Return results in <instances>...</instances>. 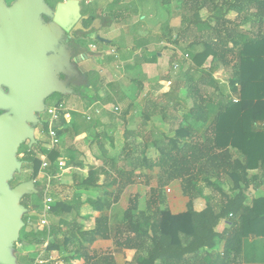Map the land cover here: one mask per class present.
<instances>
[{
    "label": "trees",
    "instance_id": "trees-1",
    "mask_svg": "<svg viewBox=\"0 0 264 264\" xmlns=\"http://www.w3.org/2000/svg\"><path fill=\"white\" fill-rule=\"evenodd\" d=\"M156 1L162 4L165 0ZM173 1L182 23L175 30L168 24L162 25L157 41L173 44L180 41L182 53L174 59L180 70L173 87L162 94V99L149 98L145 102L141 127L147 129L146 134L127 128V108L119 116L103 108L122 102L117 89L121 83H108L111 94L101 96L99 91L104 80L94 69L84 73L86 86L94 94L74 91L87 104L97 102L88 112L89 119L82 111L66 109L60 94H52L56 101L47 103L61 107L53 123L58 137H90L92 155L103 164L101 167L90 165L85 176L73 174L77 189L105 185H117L118 191L127 186L134 188L128 196L123 218L113 224L110 216L103 213L111 209L114 202L112 194L103 190L98 196L83 201L100 214L91 228H84L78 219L80 193H75L71 201L54 200L46 216L47 224L40 226L41 208L35 214L28 213L29 205L25 200L28 195H25L21 200L27 209L23 216L24 237L19 242L25 241L34 249L18 253L19 264H35L42 249L64 253L60 261L50 259V264H118L114 253L125 255V250L132 255L123 264H230L237 262L244 237L264 236V191L262 195H254L259 189L264 190V0ZM232 11L236 16L230 18ZM83 12L89 15L87 23L97 17L90 0H83ZM135 13L131 2L112 0L101 17L121 27L125 34H132L140 27L135 22L139 19ZM246 23H251L256 30L246 31L243 27ZM79 34L89 37L88 33ZM93 40L98 42L96 38ZM140 45L137 41L135 48ZM72 49L74 56L87 54L78 43H74ZM115 51L120 52L119 60L127 59L123 54L129 52L128 48L123 51L117 47ZM209 56L219 66L232 63L234 71L228 78V86L202 70ZM156 57L157 52L148 61ZM104 59L110 62L116 58L113 54ZM138 61L144 60L138 58ZM208 82L215 85L218 96L210 94L206 87ZM183 93L185 95L181 96ZM96 108L100 109V114L95 112ZM180 110L183 112L179 119ZM165 112L177 122L172 129L164 130L159 124L166 118ZM66 113L70 114L69 121L64 118ZM45 115L48 118V114ZM101 116L112 124L116 120L123 124L124 145L118 154L111 153L102 143L107 137L111 148L115 147L112 136L106 135L104 130L98 131L103 125ZM48 119L37 126L44 137H36L32 147L22 143L17 152V155L22 154L18 158L22 170L30 171L28 178H34L36 186L38 175L54 183L62 169L75 163L76 150L64 149V140L59 147L50 146ZM130 141L140 148L135 156L126 152V146L132 145ZM149 149L155 151L154 156L147 155ZM64 150L69 155L60 168L58 160L66 153ZM123 153L126 156L120 158ZM42 158L47 162L43 169ZM127 160L126 166L118 165ZM101 175L102 185L98 183ZM223 178L231 182V189L223 188ZM20 179L15 176L10 181L11 186ZM204 188L210 189L211 194H204ZM197 198L204 201V208L196 209ZM32 208L37 211L39 206ZM224 220L229 224L220 230ZM97 238L112 240V251L103 254L90 251V245ZM221 242L224 248L218 251Z\"/></svg>",
    "mask_w": 264,
    "mask_h": 264
},
{
    "label": "water",
    "instance_id": "water-1",
    "mask_svg": "<svg viewBox=\"0 0 264 264\" xmlns=\"http://www.w3.org/2000/svg\"><path fill=\"white\" fill-rule=\"evenodd\" d=\"M42 14L52 21L45 23ZM80 17V0L59 2L54 11L44 0H15L10 7L0 0V264H17L13 244L26 212L20 199L37 191L33 179L10 186L22 166L16 154L25 141L28 147L36 143V113L46 111L45 99L73 92L60 77L77 76L71 51L56 44L62 32L83 29ZM96 39L110 43L99 35Z\"/></svg>",
    "mask_w": 264,
    "mask_h": 264
},
{
    "label": "crops",
    "instance_id": "crops-1",
    "mask_svg": "<svg viewBox=\"0 0 264 264\" xmlns=\"http://www.w3.org/2000/svg\"><path fill=\"white\" fill-rule=\"evenodd\" d=\"M93 0H90V2ZM98 1H102V0H98ZM112 1V0H110ZM109 1V2H110ZM129 2H131L133 4V8L136 9V13L134 15L139 16L137 24L139 23V29H137L136 32L130 34V38L127 41L125 39V41L120 42L118 40L119 37H123L124 35H126L123 31L121 27L116 26L115 29H119V36H117L115 38V40L111 41L110 40V44H112V49H110L112 52L110 51H105L102 54L99 55V57L97 58V60L93 62V64L96 66L93 69L97 70L100 74V76L102 77V79L105 81V75L103 74L105 68L107 69V67L109 66L108 63L112 62L114 63L113 65L121 68L124 71V67H129L132 68L131 71L129 72V75L125 78V75L122 73L118 79L121 80V87L117 88L120 91V96L123 97L122 103L128 101V105L131 107V111H129V113L126 116V121H127V128L129 129H136L139 130L140 132H142L143 134L147 133V129H143L141 127V124L138 125V122H142L143 120V114L142 111L144 109V105L145 102L149 99V98H154L157 97L158 95H156L157 92L164 91V93H166L170 88V85L172 86L174 83V79L175 76L177 74V72L180 70V65H178L177 63L174 62V59L177 57L179 58L181 55V50H180V41L178 44H173L170 42H165V41H157V38L162 34V30H161V26L164 24H168L172 29H177L178 27H180L181 23H182V17L179 13V11L176 10V3L173 0H165L162 4H160L159 2H157L156 0H127ZM107 2L106 4H104L103 9L105 8V6L109 3ZM156 10L155 14L153 13L152 9ZM160 12V13H158ZM230 18H233L236 16L235 12H230L228 15ZM98 22H100L102 19L98 18ZM97 23V22H96ZM95 23V24H96ZM151 24V25H150ZM247 24V23H246ZM245 24V25H246ZM157 25V26H156ZM245 25L243 26L245 28ZM112 26H115L114 24H112ZM155 26V27H154ZM246 30V29H245ZM98 34V33H97ZM99 35V34H98ZM176 37V35H175ZM106 39V38H105ZM109 40V39H108ZM127 41V42H126ZM139 41L142 45H140L139 47H136V42ZM124 43V46H120V49H122L124 51L125 48L129 49V52L124 53V56H127V59L125 60H119V56H120V52L115 51V49L117 48V46L114 45H118V43ZM109 46L110 44L107 43ZM122 52V51H121ZM155 52H157V57L156 59H154L153 61H148V59H150L152 57V54H154ZM114 53V57L117 59V61H110L107 62L105 61L104 57H110L112 56ZM122 55V53H121ZM87 57H89L90 61H92V57L89 56V54H86ZM101 58V59H100ZM138 58H142L144 61H138L139 63H137ZM185 58L188 59V56L185 54ZM229 58H231V55H229ZM100 59V60H99ZM166 59L168 60V66L166 65ZM189 61V60H188ZM104 64H106V66H103ZM173 66V70L171 69V65ZM188 65V63L185 65L184 68H186ZM165 67H169L170 72L164 77V76H160L162 75V70L165 69ZM202 70H206L207 72L211 73L214 80H219L220 84H224L226 86H228V78H230L231 74L234 71V68L232 67V63H230V65H223V66H219V64L215 61H213L212 57L209 56L207 57V59L204 61L203 65H202ZM199 68V69H201ZM113 72V71H112ZM223 74V76H221ZM159 75V76H158ZM219 75V77H218ZM112 81H116V80H112ZM107 83L104 82L103 88L99 91V94L101 96H106L108 94H111V89L109 86H107L108 83H113V82H109L108 80L106 81ZM208 84H210L208 82ZM208 86V85H207ZM215 89V88H214ZM228 89V87H227ZM88 95L92 96L94 94V92L92 90H90L88 88ZM118 93V91H117ZM61 95V94H60ZM65 95H72V97L70 98V105H66L65 108L68 110H78V111H82V112H89L90 110L94 109L98 104L96 101H91L90 104H87L86 100L82 99L81 97L71 93V94H65ZM62 95L63 96V101L65 102V98L67 96ZM65 97V98H64ZM55 100V99H54ZM46 101V99H45ZM63 102V103H64ZM52 104V102H50ZM47 107H49L50 105L46 104ZM105 109V108H104ZM107 110V109H106ZM180 112V111H179ZM178 112V116L179 119L181 117L180 113ZM68 114V113H67ZM97 114H100L97 113ZM142 115V120L140 118V116ZM69 119H70V114H68ZM101 123L103 124L102 126L99 127L98 131L101 130H105L106 132L109 131V129L111 128L113 130V133L118 132L117 130H119L122 127V130H120V137L122 142L123 140V124L121 121H115L114 124H112L108 118L101 116L100 117ZM164 129V128H163ZM165 130V129H164ZM111 131V130H110ZM85 137V135H82V137L77 138L78 139H83ZM36 138V135H35ZM87 139H89L88 137H86ZM86 138H84V142H86ZM140 139V138H139ZM141 141V139H140ZM86 144V143H85ZM34 145V144H33ZM88 145V143H87ZM76 153H77V149ZM149 150H153V149H149ZM90 148H89V156L85 158H81L79 159V161H77L76 157H75V163L71 164V166L67 167L66 169H62L60 175L57 177V180L60 181L59 184H62L63 186H61L63 189H66L68 193H70L69 196H64L65 198L63 199H67V200H73V195L75 193H80V201H81V206L79 208V215H78V219L79 222L84 226V228L89 229L91 228L94 223H95V217H97L99 215L98 212L91 210L90 206L87 203H83V201L86 198L89 197H96L99 195L100 192H102L103 190H106L108 192H110L112 194V199L114 198V196H116L118 198L123 196L124 194H127V197L129 196V194L134 191V188L132 189V187L127 186L124 187L121 191L117 190V185H113L115 186L114 188H112L110 190V188L112 185H108V186H102V187H98V188H90V189H77L76 186L74 185L73 182V174H81L82 176L87 174V170L88 167L90 165L96 166V167H101L103 164L101 163V161H97L92 154H90ZM66 154V153H65ZM64 154V155H65ZM62 158L68 159V156H63ZM21 170H22V166H21ZM253 173V172H252ZM18 174H14V177L17 176ZM42 175V174H40ZM43 176V175H42ZM13 177V178H14ZM33 178H24V179H20V182H24V181H28L31 180ZM34 182V188L36 189V185H35V180L33 179ZM103 182V176H100V180L98 181V183L100 185H102ZM18 183V184H19ZM10 184V182H9ZM17 185V184H16ZM11 186V184H10ZM15 186V185H14ZM13 187V186H11ZM264 190H258L256 192H254L255 196H259L263 194ZM39 193V189L36 192H31L29 194H25V195H32V194H36ZM23 195V196H25ZM207 195V194H206ZM22 196V197H23ZM22 197L20 199V203L22 200ZM22 204V203H21ZM34 206V205H33ZM27 210V209H26ZM29 211L28 213H34L32 206L29 207ZM27 212V211H26ZM24 212L22 214V221H23V216L26 213ZM85 216H89L88 218H85ZM24 222V221H23ZM48 222V221H47ZM86 222H88V224H86ZM228 224L227 222H221L220 224V229L222 230L224 227H227ZM24 227V225H23ZM22 227V228H23ZM22 228L20 229V231L22 230ZM19 231V234H20ZM20 239L18 238V240L13 244V249L17 251V255H16V259H17V264H19L18 262V253H24V252H28L30 250H23L24 248H26V242L22 241L20 242L22 245L21 247L23 249L21 250H17V242ZM102 241H106L108 243V246H110L111 250L113 249V244H112V240H105V239H100L97 238L93 243L92 246L90 247V249L95 248L97 245H100ZM224 248V243L221 242L220 244H218L217 250L218 251H222ZM27 249V248H26ZM118 253H114V255H116ZM132 255V252L129 250H125V260L130 259ZM51 258V259H59L60 255L57 251H53V252H47L44 249L41 250L40 254L38 255L35 264H49L50 262L47 261L49 259L47 258ZM42 259V260H40ZM115 261L119 264L123 263V260H118L115 257ZM74 264H79V262H75ZM230 264H264V236H249V237H244L242 239V244H241V251L240 254L238 255L237 258V262L234 263V261H232Z\"/></svg>",
    "mask_w": 264,
    "mask_h": 264
},
{
    "label": "rangeland",
    "instance_id": "rangeland-1",
    "mask_svg": "<svg viewBox=\"0 0 264 264\" xmlns=\"http://www.w3.org/2000/svg\"><path fill=\"white\" fill-rule=\"evenodd\" d=\"M109 1L110 0H102V1L93 0V1H91V6L93 8L94 14L97 15V17H100L102 19L100 22L96 23L97 29H100L98 31L99 36L113 41V40H115V38L117 36H119V29L118 28L115 29L116 26H112L113 23H111L110 21L105 20V18L103 19L101 17V13L103 11V6H104V4H106ZM151 9H152L153 13L155 14L156 10H153V8H151ZM125 13H126V16L129 14L128 11H126ZM158 13H160V12H158ZM255 28L256 27L252 26L251 23H247L245 25L244 29H246V31H253V30H256ZM247 34H248V32H247ZM88 36H89L87 38L88 40L85 41V44L83 43L84 44L83 47H84L85 51L87 52V54H89V56H91L93 60L92 61L88 60L90 58L85 55L86 53L78 55L76 58L73 59V62H71L72 63L71 64L72 68L75 71H77V76H75L74 74L68 75L67 77L62 75L63 78H61V79H67L68 80L67 81V86L73 89V92H72L73 94H74L75 90L80 91V92L82 91L83 93H85L87 95L89 94L88 93L89 90H88L86 84L83 83V81H84V76H83L84 73L89 71V70H92L94 67H96L93 64V62H94V60L95 61L97 60V58L99 57L100 54H102L103 52L105 54V51L112 52L110 50V49H112V46H109L107 43L99 41V40H98V42H95L93 40L94 39V33H91V34L89 33ZM130 36H131L130 34H126V35H124V38L123 37L122 38L119 37L118 40L120 42L125 41V39L128 41ZM70 43H72V45L74 43L77 44V41H75V42L70 41ZM113 43H116V42H113ZM117 43H118V45H114V46H117L118 48L120 46H124L125 45V42L124 43H120V44H119V42H117ZM112 61H117V59H114ZM108 64H109V66L107 67V69L105 68V70L103 71L104 72L103 74L105 75V77H104L105 78V81H104L105 83H107L106 82L107 80L109 82H113V83L114 82L115 83H121V80H120L121 78L118 79V77L123 73L125 75V78H126L129 75V72L132 69V68H129V67L126 66V67H124V71H123L121 68H118V67L114 66L113 62H112V64H111V62L108 63ZM166 65L167 66L169 65L167 59H166ZM103 66H106V64H104ZM168 72L171 73L170 70H169V67H165V69L162 70V75H160V76H164L165 77L168 74ZM221 76H223V74ZM218 77H219V75H218ZM72 78H74L77 81L73 80L72 84H70L69 80H71ZM112 80H116V81H112ZM214 86L215 85L213 83H210L206 87H207L208 91L210 92V94H212L214 96H218V90L214 89ZM172 87L173 86L170 85L169 88H172ZM162 94H164V91L160 90L159 92L156 93V95H158V96L154 97V98L156 100H160V99L163 98ZM184 95H185V93L181 94V96H184ZM65 96H67V95H65ZM71 97H72V95H68L66 98L64 97L65 98V102L64 101L63 102H64L65 106L66 105H70V103H71L70 98ZM52 99H54V98H53V95L51 94L49 97L46 98L45 103L46 104L50 103V102L53 103V102L56 101V100H52ZM188 101H189L188 102L189 105H191V99H189ZM105 107L110 108L112 110L114 109V107H117L118 110L116 111V113H117L118 116L120 114H122V112L126 108L128 109V113H129V111L132 110L131 107L128 105V101L123 102V103L119 102L116 105H113V104L106 105ZM182 112H183V110H180V112H179L180 115L182 114ZM165 113H166V118L163 121L162 120L159 121L160 126L163 127L166 130L174 128L177 125V122L175 121V123H174L173 122L174 120H172L170 118V116L167 115L168 113L167 112H165ZM45 114H46V111H44L43 113H36V115L39 117L40 121L35 126V135L39 139L43 138L44 136H42V134L39 131V128H37V126L41 125L42 120L45 121V120L48 119L47 115H45ZM140 118L142 120V115L140 116ZM117 121H120V120H117ZM141 123L142 122H140V123L138 122V125L141 124ZM120 130H122V127L119 130H117L118 132H115V133H113V130L111 128L109 129L108 132H106L104 130L106 135L113 137L115 147L111 148L110 140L107 137H106V139L104 138L102 140V143H103L104 147L109 149V151L111 153H113V154H118L121 151V148L124 145V143L122 142L121 137H120ZM138 140H140V139H138ZM62 141L65 143L63 145L64 149H66V148L77 149V153L75 154L77 161H79V159H81L82 157L86 159V157L89 156V152L88 151H89V148L91 147V145L93 144V143L92 144L90 143L91 142L90 139H87L86 142H84L85 141L84 138L76 140V139L67 137V139L61 138L60 139V143L58 145H56L55 147H59L62 144ZM130 142H132L131 143L132 145L129 144V146L128 145L126 146V152L127 151L131 152V156H135V155H137L140 152V148H136L137 146L135 147L134 141H130ZM24 143H28V141H25ZM87 143H88V145H87ZM90 150H91L90 154H92V149L90 148ZM64 152H66V154L63 155V156H67V154L69 155L68 151L64 150ZM147 155L148 156H154L155 155V151L154 150H148L147 151ZM124 156H126V155H124V153H123L120 158H124ZM16 157L17 158L22 157V154H20V155L16 154ZM61 160L64 163V161L66 159L62 158ZM128 163H129V160L124 161V162H120L118 165L119 166H121V165H125L126 166ZM157 171H158L157 169L154 170V173H156ZM15 174H18L17 177H21L22 179H24V178H28L30 176V171L29 170H20L19 172L15 173ZM250 174H252V171L250 172ZM113 175H114V173H113ZM36 179H37V184H38L37 186H35L36 190H38V189L40 190V187H41L42 193L41 194L36 193V194L28 195L27 199H25L27 201L29 207L33 206V205H38L39 206L38 210L34 211L36 213L39 212V209L42 207L43 200H44L45 196H51L54 200H62L63 198H65L64 196H69L70 195V193H68L66 189H63L61 187L63 185L59 184L60 183L59 180L58 181L55 180L54 183H52L48 179L45 180L42 177V175H38ZM155 183H156V180H153L152 184H155ZM221 185L226 190L231 189V182L227 178H223L221 180ZM114 187L115 186L112 185L111 187H108V188H110V190H111ZM203 192H204V194H207V195L211 194V190L207 189V188H204ZM116 196H114V199H112L114 202H113V205H112L111 209L103 212L104 214H107V215L110 216V219L112 220L113 224H116L117 222L121 221V219L123 218V214H124V211H125V208H126V205H127V200H128L127 194H124L120 198L118 196L117 200H116V198H117ZM166 198H167V201H168V197L167 196H166ZM63 200H67V199H63ZM67 201H70V200H67ZM140 202L143 204V201H140ZM204 206H205L204 201L201 198H197L196 199V205H195L196 209L197 210L202 209V208H204ZM223 222H227V224H229V221L224 220V221H222V223ZM86 224H88V222H86ZM41 225L42 224L40 222V226ZM219 229H220V226H219ZM23 237H24V231L21 230L20 234H19V239H23ZM21 245L22 244L18 241L17 244H16V246L18 248L17 250L23 249L21 247ZM26 248H24L23 250H33L34 249L33 246H29V245H26ZM89 250L93 251V252H96L98 254L110 253L112 251L110 246H108V243L106 241H102L100 245H97L95 248H92V249H89ZM14 252H15V255H17L16 249L14 250ZM59 255H60L59 259H61L62 258L61 256H64V253H60ZM124 256L125 255H123V254H116V255H114V258L116 257L118 260H121V261L123 260V262H124V258H125ZM47 259H49L47 261L50 262L51 258L49 257ZM40 260H42V259H40Z\"/></svg>",
    "mask_w": 264,
    "mask_h": 264
},
{
    "label": "flooded vegetation",
    "instance_id": "flooded-vegetation-1",
    "mask_svg": "<svg viewBox=\"0 0 264 264\" xmlns=\"http://www.w3.org/2000/svg\"><path fill=\"white\" fill-rule=\"evenodd\" d=\"M5 5L7 7H10L14 2L15 0H2ZM46 2V4L49 6L50 9H52L53 11L55 10L57 4L59 2H64L66 0H44ZM80 14H81V17L79 18L78 22L81 24V26L83 27V29H80L78 27V29H76V31H72V29L70 30V32H72L70 34V32H62V34L60 35L59 39H58V42L56 44L57 48L60 49L61 47L62 48H65V50H70L71 51V62H73V59L76 58L78 55H75L74 56V53H73V45L72 43H70V41H77L78 45L83 48V50L85 51L84 49V44H85V41L88 40L87 38L88 37H84L82 35L79 34V32L81 33H94V38H96V36L98 35V31L100 29H97L96 27V22L94 21L96 18H100V17H96L94 19H92L90 22H86L89 18V15L85 14L83 12V0H80ZM84 16H87V17H84ZM43 21L45 23H48V22H51L52 21V17H49V16H46V15H41ZM76 26V25H75ZM89 26H92V30L90 32H86L85 30L89 27ZM84 43V44H83ZM84 76V75H83ZM61 78H63L61 75H60ZM77 81L75 80L74 78H72L71 80H69V83L72 84V81ZM54 100V99H52Z\"/></svg>",
    "mask_w": 264,
    "mask_h": 264
},
{
    "label": "built area",
    "instance_id": "built-area-1",
    "mask_svg": "<svg viewBox=\"0 0 264 264\" xmlns=\"http://www.w3.org/2000/svg\"><path fill=\"white\" fill-rule=\"evenodd\" d=\"M60 108H61L60 106L54 105V106H49L46 109V113L48 114V118H49L48 119L49 124H48V135L47 136H48L51 147H54L60 143V138L57 135V131L53 128V123L58 118V116L60 114ZM103 108H105L109 111H114V112H116L118 110L117 107H114L113 110L110 108H107L105 106ZM95 112L99 113L100 109L96 108ZM83 113L86 114L87 118L89 119V117H90L89 113L86 111ZM64 118L66 121H69V116L67 113L64 114ZM61 159L58 160V165L60 168L63 166V161ZM46 165H47L46 160L44 158H42L41 168L43 169ZM53 203H54V199L51 196H45V198L43 200V205L41 207V212H40V218H41L40 222L42 225L47 224L46 216H47V213L49 212L51 206L53 205Z\"/></svg>",
    "mask_w": 264,
    "mask_h": 264
}]
</instances>
